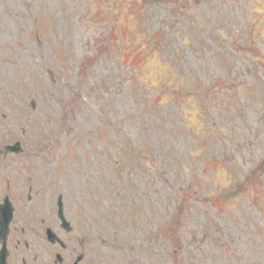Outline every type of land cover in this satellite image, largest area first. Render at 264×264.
I'll return each instance as SVG.
<instances>
[{
    "label": "rangeland",
    "instance_id": "1",
    "mask_svg": "<svg viewBox=\"0 0 264 264\" xmlns=\"http://www.w3.org/2000/svg\"><path fill=\"white\" fill-rule=\"evenodd\" d=\"M1 113L95 264H264V0H0Z\"/></svg>",
    "mask_w": 264,
    "mask_h": 264
},
{
    "label": "flooded vegetation",
    "instance_id": "2",
    "mask_svg": "<svg viewBox=\"0 0 264 264\" xmlns=\"http://www.w3.org/2000/svg\"><path fill=\"white\" fill-rule=\"evenodd\" d=\"M1 116L0 264H95L88 208H72L60 191L43 186L38 167L28 164L30 152ZM17 142L20 152L10 148Z\"/></svg>",
    "mask_w": 264,
    "mask_h": 264
}]
</instances>
